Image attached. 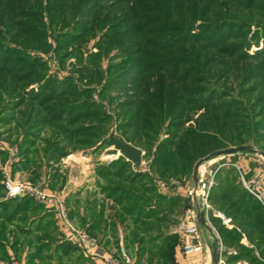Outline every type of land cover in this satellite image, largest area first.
I'll return each mask as SVG.
<instances>
[{
	"label": "rangeland",
	"instance_id": "rangeland-1",
	"mask_svg": "<svg viewBox=\"0 0 264 264\" xmlns=\"http://www.w3.org/2000/svg\"><path fill=\"white\" fill-rule=\"evenodd\" d=\"M174 1L0 0V185L4 170L29 183L46 180L50 192L64 197L68 211V207L76 209L74 215L77 218L84 219L87 208L93 209L94 214H103L100 228L94 236L89 234L99 240L103 248L107 246L101 235H108L116 248L121 230L133 264H148L149 261L158 264V259L152 260L151 255L159 249L164 237L170 235L171 226L189 207L186 187L194 184V169L197 171L199 165L208 167L213 164L210 168L214 170L221 162L233 160L232 155L215 156L216 152L239 147L219 148L198 160L188 175L163 176L153 161L160 155L159 146L173 139L176 130L171 126L177 121L181 110L185 112L179 121L183 130L196 129V119L208 111L212 114L211 109L230 114L234 117L233 122L247 132L241 136L245 143L241 146L246 147V150L239 152L240 156L264 164V131L260 126H255L263 121L258 117L263 108L257 104L259 94L249 92L264 78V0H192L190 4L194 1L196 10L186 19L185 15L191 14V5L186 11V0H176L178 5L175 9ZM135 3L138 6H134ZM138 7H141L140 11ZM140 12L143 14L140 15ZM128 17L130 20L124 21ZM148 19H154L155 23L147 22ZM144 21V30L137 29L138 23ZM182 23L191 26L184 36L186 40H177L183 34L182 31L176 32L175 26H181ZM172 26L175 28L172 29ZM219 33L224 40L214 48V43L210 42L216 41ZM228 47H236L233 57L219 50ZM136 57L142 59L144 65L150 58L152 61L167 58L171 63L168 68L174 67L177 61L176 75L188 80L185 88L191 91L185 94V102L191 101L193 107L184 105L166 117L162 130L152 138L142 132L134 136V131L119 130V125L124 122L119 116L120 104L132 94L134 88L128 83L106 86L112 79L110 77ZM225 66L233 72L216 79ZM261 66L262 70H257ZM171 71L168 78L171 77ZM249 71H253L252 75H248ZM176 87L183 86L177 84ZM86 112V116H76ZM89 114L90 118H84ZM39 117L47 118V124L41 126L37 122ZM77 129H84L83 134L87 133L88 137H77L78 133L71 137L72 131ZM112 133L142 152L140 164L127 161L116 150L109 140ZM125 133L129 137L125 138ZM177 137H183V133ZM119 160L121 162L116 166ZM90 162L94 164L96 176H99V170L105 172L116 166L115 170L122 169V180L147 185L148 189L149 184L153 187L146 192L137 186L121 184L130 188L134 196L143 197H139L138 202L125 203L136 207L137 212L132 216L125 215L123 207L126 205L120 206L112 198L108 206L104 199L103 203L94 204L97 193L101 192L107 197L102 192V187L106 186L104 179L96 180L95 191L82 195L83 189L79 186L83 174L81 167ZM231 169L220 168L212 188L220 190L228 182V190L237 189L240 192L242 187ZM144 173L150 179L148 184L138 179L137 175ZM169 179H177L181 186H185L186 193L182 197L183 203L172 210H169L167 203L178 195L171 192L172 188L161 190L157 184L160 180L166 182ZM68 182L70 186L66 189ZM64 190L67 195L62 194ZM4 194H0L1 201L7 200ZM90 195L93 196L90 198ZM235 197L230 196L229 202H221L218 207L210 201L215 211L234 219L232 222L228 218L231 225H247L242 227L245 242L241 240V250L234 248L238 246L237 243L224 244L222 240L225 261L227 264H264V256L261 255L264 242L260 239L262 236L264 238L263 228L256 226L253 214L249 218L236 213V208L229 210ZM240 203L243 207H249L251 201L245 199ZM81 207L84 210L82 213L79 211ZM36 215L37 212L32 214L22 211L12 222L29 227L32 233L39 220L33 218ZM145 216L150 218L144 219ZM137 217L143 218L139 227H154L150 233L143 234L136 230L138 226L134 224V219ZM70 220L83 228L79 221ZM45 223L46 219H43L42 225ZM151 238L155 240L149 244ZM230 250H235L239 255L237 261H231L233 255H228Z\"/></svg>",
	"mask_w": 264,
	"mask_h": 264
},
{
	"label": "trees",
	"instance_id": "trees-1",
	"mask_svg": "<svg viewBox=\"0 0 264 264\" xmlns=\"http://www.w3.org/2000/svg\"><path fill=\"white\" fill-rule=\"evenodd\" d=\"M179 1V0H177ZM177 1L175 0V9L176 5H178ZM190 1L192 0H186L188 5H186V8L184 10H189ZM136 2V1H135ZM138 6V4L135 3L134 6ZM165 7L167 4L164 1ZM188 6V7H187ZM191 14L185 15V19L193 15L195 12V3L192 2L191 5ZM141 7H138V11H140ZM179 10V9H178ZM149 11H151L149 9ZM155 11V10H153ZM180 11V10H179ZM146 13V11H145ZM138 14V13H133ZM143 13L140 12V15ZM138 18V17H137ZM130 20L128 17L124 21ZM154 19L146 20L147 22H154ZM191 20V19H190ZM138 23L136 26L137 29H142V26H144V23ZM138 22V21H137ZM191 25H185L182 23L181 26H175L177 31H182L183 37H177V40L182 39L186 40L187 37H184L185 34L188 33V28ZM146 27V26H145ZM144 27V28H145ZM172 26V29L175 28ZM144 28L142 30H144ZM141 32V31H139ZM219 37L216 39V41H211L210 43H214V48H217V44L224 40L222 39L221 33L218 35ZM189 39V38H188ZM198 39V38H195ZM176 40V39H175ZM194 41V39H192ZM131 44V43H130ZM137 44V43H133ZM216 45V46H215ZM236 47L231 48H224L219 49L222 50V52H228V57H233L235 53L234 49ZM123 49V48H122ZM138 53V52H137ZM134 55H137L134 53ZM220 55V54H219ZM150 61L144 65L142 62V59H138L137 57L133 59L132 61L128 62L126 67H123L118 73H116L114 76L110 77L111 81L109 82L108 86H111V83H116V85H125L128 83L131 88H134L131 95H128L127 99L120 104L121 113L119 116L124 119V122L119 125V130H131L134 131V136H136L138 133L142 132L143 134H146L148 138H152V136H155L162 130V126L164 124L165 118L172 115L174 111L179 109L180 107L187 105V107H193V105L189 101L188 103L185 102V94L190 93L191 91H188L187 87L185 88V84L188 80L182 79L181 75L177 76L178 72V62L175 61V66L172 68H168L171 63H169V59H162V60H156L152 61V58L149 59ZM216 61V60H215ZM225 68L221 71V74L216 77V79H219L221 77H225L227 75H230L233 71L229 68ZM169 70L172 72L171 77L168 78ZM257 70H262V66L259 67ZM253 71H249L248 75H252ZM187 73V72H186ZM129 74H132L133 77H131ZM154 75V79H153ZM225 75V76H224ZM185 76V75H184ZM263 76V75H262ZM122 77L126 79H122ZM250 77V76H249ZM264 77V76H263ZM248 78V77H247ZM256 77H251L250 79H255ZM130 79V81H128ZM119 80V81H117ZM249 80V79H248ZM117 81V82H116ZM220 81V80H219ZM178 85L183 87H176ZM251 93H257L259 94L257 97V104L262 106V111L258 115L259 118H262L263 121H260L256 123L255 126H260L262 130L264 131V78L262 81L257 83V85L250 89ZM186 103V104H185ZM86 105H89L86 103ZM206 110H209L206 108ZM212 114L203 113V116H199L195 124L196 126L193 128L184 129L182 127V124L179 123V121L183 118L185 115L184 111H180L179 115H177V121L172 123L171 128L176 130L175 133H173V139L170 141H166L167 143H163V145L159 148L158 154L159 157H156V159L153 161L155 165L159 166L160 172L163 174V176L168 177H178L180 175H188L192 172L195 163L198 162L203 157H206L210 154H213L215 151H218L219 148H225L229 146H241L245 144L242 142V135H244L247 132L242 131L238 127L237 123L233 122L234 117L230 114L228 115L226 112L221 113L219 109H211ZM94 112V109L93 111ZM91 112V113H92ZM86 116V113H79L76 116ZM84 118H90V114L88 117ZM120 118V119H121ZM61 119V118H60ZM83 119V118H82ZM47 120V118H41L39 117L37 119V122L39 121L40 125L44 126ZM235 130H237L235 132ZM78 133L77 137H84L87 136V133H84V129H77L72 131V134ZM183 133V137L178 138L177 135H180ZM90 135H95V133H91ZM89 135V136H90ZM124 137H129L127 133L124 134ZM223 137L224 139H222ZM226 138V139H225ZM176 139V140H175ZM127 141V140H126ZM175 141V142H174ZM130 143H132L130 141ZM88 146V145H87ZM166 149V151H165ZM121 162L116 163V166ZM128 163V162H127ZM115 166V165H114ZM115 166V167H116ZM114 168H111L109 171H100L99 170V176L105 180L106 186L102 187V192L108 197L115 200V202L119 203L120 206L123 207V213L127 216H132L134 212H137V208L130 206L128 204H125L126 201L128 202H138L141 197L134 196L131 192V189L128 187H123L121 184H126L128 186H137L140 189H144V191L148 192L153 187L149 184L148 189L146 186L141 183L138 185L135 181L128 182V179L122 180V169L115 170ZM102 170V169H101ZM115 170V171H114ZM231 171L235 174V177L237 176L234 169H231ZM219 175V174H218ZM138 179H142L143 182H146L144 184H148L150 182L149 177L144 174L137 175ZM143 177V178H142ZM2 176L0 175V180ZM134 178V177H133ZM237 178V177H236ZM217 179L219 181V176H217ZM122 180V181H121ZM36 181V180H35ZM34 181V182H35ZM139 182V181H138ZM113 183V184H112ZM111 187L108 189V187ZM228 182L225 184V187L222 189L218 188H212L210 192V201L212 202V205L215 207H218L221 202H229L230 196H238L233 199L231 202V205L229 207V210H232V208H236V213L243 214L249 218L252 217V214L254 215V221H256V226L259 228H263L264 232V209L262 206L243 188L239 192L237 189H230L228 190ZM146 187V188H143ZM1 192H4L2 184L0 185V194ZM240 195V197H239ZM4 196V195H3ZM162 198L161 195H158ZM133 197V198H132ZM140 197V198H139ZM115 198V199H114ZM19 198H13V199H7L6 201L0 202V214L2 217L8 221L12 222L15 220V218L22 213H36L40 209H42V206L35 203L34 200L28 197H23L19 199V201L16 203L15 201ZM148 199V198H147ZM249 199L251 201V204L249 207H243V204L240 203V201ZM144 200V199H143ZM162 200V199H161ZM183 203V199L180 196L172 197L167 205L169 207V210H172L173 207L181 205ZM7 208V209H6ZM11 208V209H10ZM136 208V209H135ZM6 209V210H5ZM229 213V211H228ZM231 214V213H230ZM140 216V213L138 214ZM225 215V213H224ZM74 214L69 213L70 219H73ZM227 218H230V215H225ZM48 217H51L50 214L44 215L39 220H37V230H40L43 232V235L38 237V245L35 247V252L30 253L29 260L30 263L35 257H40L42 260L45 259V257H42L43 250L49 249V244L53 243L55 241V237L52 235L51 231L49 229L53 226V222L51 220L46 221L44 225H42L43 219H47ZM233 217V216H232ZM150 217L145 216L144 219H149ZM143 218H135L134 224L138 226ZM231 219V218H230ZM25 221V219H23ZM85 218L79 217V222L81 223V226L87 231L88 234L94 236L96 231L100 228L101 223L103 221V214L101 213H92L91 215V221L89 224L85 223ZM213 223L215 224V227L217 228L224 244L228 243H235L238 244V246L234 247L236 249L241 250L243 247V244L241 243L242 239H245V234L242 231V227H246L244 223H241V227L239 225H234L232 223L233 228L228 229L224 225L221 224V221L218 218L213 217L212 218ZM232 222H234V219H231ZM253 227V225H251ZM151 225L146 226H138L136 229L139 233L148 234L153 229ZM28 234V233H27ZM249 236V235H247ZM263 236L260 237L261 241L264 242ZM155 239H150L149 244H151ZM179 239L176 236L173 235H166L161 242V245L155 253L151 255V259H158V264H176L175 258H174V248L178 244ZM44 241H46L44 243ZM32 243V242H31ZM141 242L140 244H142ZM56 251H61L62 255L58 256L59 261H61L62 256L69 254L70 252H75L77 249L70 245V244H58L55 247ZM261 255L264 256V250L261 252ZM82 257V256H81ZM139 258V257H138ZM231 258V261H237L239 258V255H233ZM139 262V261H138ZM148 264H152V261H149Z\"/></svg>",
	"mask_w": 264,
	"mask_h": 264
},
{
	"label": "built area",
	"instance_id": "built-area-1",
	"mask_svg": "<svg viewBox=\"0 0 264 264\" xmlns=\"http://www.w3.org/2000/svg\"><path fill=\"white\" fill-rule=\"evenodd\" d=\"M230 156V155H229ZM213 165V164H211ZM211 165L197 167L194 184L186 187L189 207L183 211L181 217L170 228V235L176 236L181 242V253L184 257H193L204 251L205 245L200 239L199 226L210 231L215 243L216 264H227L224 256L222 239L213 225L212 218H218L228 229L233 228L230 220L221 212L215 211L210 203V192L215 182L216 173L222 167H230L237 174L238 182L264 209V169L252 170L239 161L228 160L221 162L214 170ZM2 180L4 198L13 199L28 197L52 211L59 225L62 239L77 247L86 257L96 264H133V261L123 242V234L119 231V242L114 250L102 247L99 240L90 236L83 228L75 225L69 218L68 210L62 195L52 193L47 188L46 180L29 183L6 173ZM161 190L180 187L177 179L157 182ZM201 219H203L201 221ZM230 250L228 255H236ZM226 255V254H225ZM99 262V263H98ZM0 264H18L16 262L0 261ZM235 264H243L236 262Z\"/></svg>",
	"mask_w": 264,
	"mask_h": 264
},
{
	"label": "crops",
	"instance_id": "crops-1",
	"mask_svg": "<svg viewBox=\"0 0 264 264\" xmlns=\"http://www.w3.org/2000/svg\"><path fill=\"white\" fill-rule=\"evenodd\" d=\"M233 156V161H239L242 165L250 167L252 170L256 169H262L264 167V164L255 160V159H246V157H241L239 153H236ZM236 158V159H235ZM82 168V176H80L79 186L82 187L84 195L85 193L93 192L95 191V182L96 180H102L100 176L94 175V164L90 163H84ZM25 178V177H24ZM70 182H68V186L66 185L65 188L67 189L70 185ZM78 184V183H77ZM185 186H180L176 188H172L171 192L174 194L185 197L186 193L184 191ZM72 188V187H70ZM65 189V190H66ZM64 190L62 192L63 195H67L68 193ZM89 190V191H88ZM93 195H90V198ZM103 199L105 204L108 206L112 201L108 197H104L103 194L97 193L96 194V202L103 203ZM1 202V199H0ZM43 208L40 209L37 212V215L33 218L40 219L44 215L50 214L51 217H48L46 221L51 220L53 222V226L49 229L51 231L52 235L55 237V241L53 243L49 244L48 250H43L42 257L44 256L45 259L42 260L40 257H35L31 264H96L93 260L86 257L77 247L72 245L69 242H66L62 239V235L60 233L59 225L57 223V220L55 218V215L52 211H50L45 206L41 205ZM95 206V205H94ZM69 213L74 214L76 209H72V207H68ZM94 208V207H93ZM93 209H85V216L84 218L87 221V224L90 223L91 215L93 213ZM1 211V208H0ZM79 211L82 213L84 212L83 208L81 207ZM182 215V214H181ZM83 216V215H82ZM90 216V217H89ZM181 217V216H180ZM74 222L79 221V218H77L75 215L72 219ZM80 223V222H79ZM16 224V225H15ZM29 227H24L22 225H17V223L14 222H8L6 221L2 215L0 214V261H6V262H16L18 264H29V255L30 253L35 252V247L38 245L37 238L43 235V232L37 229H33V232L30 233ZM199 234L200 239L204 243L205 248L204 251L201 254H197L193 257H184L181 253V242L179 241L178 244L174 248V258L176 264H215V248L216 243L210 233L203 225L202 223L199 226ZM210 235H209V233ZM28 233V234H27ZM212 237V238H211ZM101 238L103 239V242L106 243V246L108 250H114L115 245H113V241H111L110 237L106 235L105 233L101 235ZM105 240V241H104ZM110 240V241H109ZM32 242V243H31ZM46 241H44L45 243ZM111 242H113L111 244ZM242 242H245V239L242 240ZM47 243V242H46ZM70 244L74 246L77 250L75 252H70L69 254H66L62 256L61 261H59L58 256L62 255L61 251H56L55 247L58 244ZM101 243V242H100ZM82 256V257H81ZM143 262V261H142ZM99 263V262H98ZM142 264V263H139ZM147 264V263H145Z\"/></svg>",
	"mask_w": 264,
	"mask_h": 264
},
{
	"label": "water",
	"instance_id": "water-1",
	"mask_svg": "<svg viewBox=\"0 0 264 264\" xmlns=\"http://www.w3.org/2000/svg\"><path fill=\"white\" fill-rule=\"evenodd\" d=\"M111 144L120 152V154L127 160L133 164H140L142 158V152L135 148L134 146L130 145L129 143L125 142L124 140L117 138L112 133L109 137ZM246 150V147L239 146V147H230L215 153V156L221 155H233L239 152H243ZM196 172V168L194 169V173ZM203 219H201L202 221ZM216 264V258H215Z\"/></svg>",
	"mask_w": 264,
	"mask_h": 264
}]
</instances>
